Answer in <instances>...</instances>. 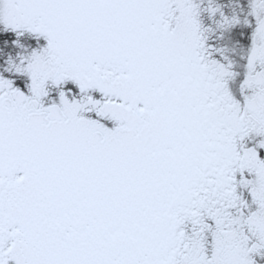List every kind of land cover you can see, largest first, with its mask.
<instances>
[{
    "label": "snow or ice",
    "instance_id": "6c2138e0",
    "mask_svg": "<svg viewBox=\"0 0 264 264\" xmlns=\"http://www.w3.org/2000/svg\"><path fill=\"white\" fill-rule=\"evenodd\" d=\"M0 264H264V0H0Z\"/></svg>",
    "mask_w": 264,
    "mask_h": 264
}]
</instances>
